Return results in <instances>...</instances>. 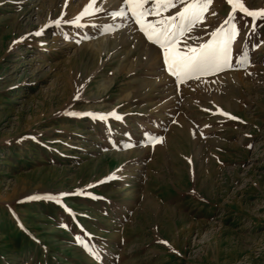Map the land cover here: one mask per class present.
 Here are the masks:
<instances>
[{"label": "rangeland", "instance_id": "1", "mask_svg": "<svg viewBox=\"0 0 264 264\" xmlns=\"http://www.w3.org/2000/svg\"><path fill=\"white\" fill-rule=\"evenodd\" d=\"M122 3L0 0V264H264V19L212 0L178 47L231 67L177 82Z\"/></svg>", "mask_w": 264, "mask_h": 264}, {"label": "snow or ice", "instance_id": "2", "mask_svg": "<svg viewBox=\"0 0 264 264\" xmlns=\"http://www.w3.org/2000/svg\"><path fill=\"white\" fill-rule=\"evenodd\" d=\"M211 2L212 0H123L119 10L111 15L133 20L147 40L162 50L164 68L179 82L186 78H198L201 75L222 71L225 66L231 67L230 61L233 60L231 42L238 35V29L230 21L225 22L228 27H218L212 31L206 42L199 43L196 47L186 45L187 51L178 47L181 38L186 33L191 32L203 19ZM227 3L231 5L229 17L232 19L235 18L234 13L237 8L244 15L252 18L253 25H255L257 18L264 19V10L251 11L239 0H235V2L234 0H227ZM93 4L94 0H89V4L71 23H77L81 16L90 14L89 9L92 8ZM177 5L180 7L174 14L161 15L169 9L176 8ZM129 13L131 14L130 17ZM149 16L159 18L154 21H147L146 17ZM51 23L59 27L60 21L55 20ZM48 26L49 24L44 25V27ZM36 35H40V32H37ZM246 57V52L243 56H237L235 63H246ZM217 111L220 110L217 109ZM71 114L75 115V113ZM221 114L228 115L226 113ZM116 118L119 119L118 116ZM231 118L234 119V117ZM156 139L153 138V140ZM102 182L98 181V183ZM60 195L66 194L61 193ZM48 198L51 199V197ZM84 247L86 251H89L87 245Z\"/></svg>", "mask_w": 264, "mask_h": 264}]
</instances>
